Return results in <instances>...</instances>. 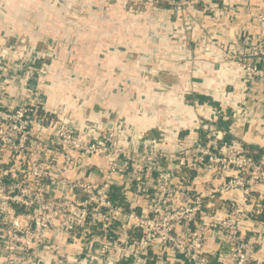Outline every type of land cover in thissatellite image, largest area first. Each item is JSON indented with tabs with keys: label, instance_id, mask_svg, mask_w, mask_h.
I'll list each match as a JSON object with an SVG mask.
<instances>
[{
	"label": "built area",
	"instance_id": "built-area-1",
	"mask_svg": "<svg viewBox=\"0 0 264 264\" xmlns=\"http://www.w3.org/2000/svg\"><path fill=\"white\" fill-rule=\"evenodd\" d=\"M110 1L135 17L167 12L161 28L178 50L219 45L214 26L234 23L228 56L264 101V0ZM54 2L71 25L91 13ZM38 58L12 72L0 64V264H264V129L234 134L255 118L256 97L229 112L204 104L183 133L172 117L152 136L117 115L101 123L48 108L27 82L47 67ZM126 79L115 86L125 96ZM61 240L84 256L62 253Z\"/></svg>",
	"mask_w": 264,
	"mask_h": 264
},
{
	"label": "crops",
	"instance_id": "crops-1",
	"mask_svg": "<svg viewBox=\"0 0 264 264\" xmlns=\"http://www.w3.org/2000/svg\"><path fill=\"white\" fill-rule=\"evenodd\" d=\"M80 1L81 8L88 10L102 8L103 1L109 10L78 15V21L71 25L63 6L54 0H0V64L6 60L11 70L24 58H41L35 60L47 65L42 77L28 76L27 82L43 93L48 108L63 105L65 113L78 120L101 123L117 115L134 130L159 136L164 126L172 123V117L179 118L177 125L183 133L184 124L190 121L186 117L189 112L201 113L202 107V113H208L204 104L229 112L231 105L248 102L253 96L255 118L238 126L234 134L250 140L253 133L264 129V101H260L259 88L244 81L239 63L227 53L234 43V23L214 26L220 33L219 45L178 50L168 39L169 32L161 28L160 19L166 20L167 12L135 17L123 13L119 2ZM239 23L246 25L241 20ZM144 69L154 72L147 85L141 78ZM131 76L135 86H130L125 96L115 86L124 85ZM167 99H171L169 103ZM191 99H197L201 106H188ZM228 122L220 124L227 128ZM58 244L62 253L69 248L71 254L84 256L79 243L68 248L62 240Z\"/></svg>",
	"mask_w": 264,
	"mask_h": 264
},
{
	"label": "rangeland",
	"instance_id": "rangeland-1",
	"mask_svg": "<svg viewBox=\"0 0 264 264\" xmlns=\"http://www.w3.org/2000/svg\"><path fill=\"white\" fill-rule=\"evenodd\" d=\"M153 2L155 3V4H163L164 2H160V0H153ZM111 3H112V1H111ZM90 10V12H91V14H92V12H98L99 11V9H89ZM107 10H109V8L108 9H103L102 11L103 12H105L106 13V11ZM152 75H153V73L151 74V73H143V75H141V78H142V81H143V84L144 85H147L148 84V82L150 81V80H152ZM132 77V76H131ZM134 78V77H133ZM132 87H134L135 86V80H132V85H131ZM110 118V117H109Z\"/></svg>",
	"mask_w": 264,
	"mask_h": 264
},
{
	"label": "trees",
	"instance_id": "trees-1",
	"mask_svg": "<svg viewBox=\"0 0 264 264\" xmlns=\"http://www.w3.org/2000/svg\"><path fill=\"white\" fill-rule=\"evenodd\" d=\"M159 6H168V5H166L165 3H163V4H159ZM38 61H39V59H37ZM38 61L36 62L35 61V66H37V65H40V63H38ZM257 217L259 218V219H261V220H263L264 221V202H263V207H262V211L259 213V214H257ZM128 261H124L123 262V264H126Z\"/></svg>",
	"mask_w": 264,
	"mask_h": 264
}]
</instances>
